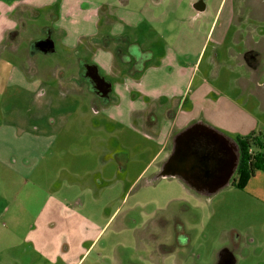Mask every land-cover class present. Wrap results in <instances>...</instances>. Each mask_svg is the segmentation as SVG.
<instances>
[{
	"label": "rangeland",
	"instance_id": "1",
	"mask_svg": "<svg viewBox=\"0 0 264 264\" xmlns=\"http://www.w3.org/2000/svg\"><path fill=\"white\" fill-rule=\"evenodd\" d=\"M74 1L82 8L99 6L94 35L104 48L99 64L97 48L86 54L79 49L75 56L76 51L57 48L34 52L33 59L22 55L21 83L10 79L17 76L14 69L0 71V247L22 246L0 254V261L25 258L28 246L35 245V264H50L48 257L58 264H264V169L247 170L243 182L236 173L210 196L176 178L155 179L156 164L150 161L161 143L125 110L142 93L137 79L153 71L151 79L159 75L158 83H169L182 69V80L194 77L190 89L200 84L210 90L206 103L194 107L205 111L211 101L227 97L252 116L236 119L234 108L224 103V113L213 115L217 129L235 138L234 130L246 121L264 140V59L249 69L239 55L246 42L241 39L252 32L263 35L258 44L264 47V0ZM51 4L57 11L59 0ZM228 5L233 11L226 26ZM38 19L29 27L41 26L44 19ZM34 28L31 34L43 38V29L39 34ZM138 47L151 58L132 53ZM79 55L86 56L83 70L96 64L111 83L107 94L84 73L78 75L70 58ZM3 56L14 64L20 60ZM37 64L42 69L31 74ZM134 65L142 67L125 69ZM75 76L82 85L77 93L66 82ZM39 81L43 84L33 93ZM158 124L167 126L163 118ZM257 150L264 154V145Z\"/></svg>",
	"mask_w": 264,
	"mask_h": 264
},
{
	"label": "crops",
	"instance_id": "2",
	"mask_svg": "<svg viewBox=\"0 0 264 264\" xmlns=\"http://www.w3.org/2000/svg\"><path fill=\"white\" fill-rule=\"evenodd\" d=\"M52 1L53 0H0V56L2 57V55L5 54L6 52L10 55L17 56L20 59L19 61H17V63L14 64L10 57L9 58L4 56L2 58L0 57V71L14 69L17 73V76L15 75L13 77L12 75H10L11 76L10 79H12V82L14 81L13 83L15 82L21 83L20 77L22 76L23 71H26L23 61H21L22 55H26V56L29 55V58L33 59L32 58L33 56L31 57L30 55H33L34 52H41L38 49H35L34 45L46 39H50L51 42L53 43L52 53L55 51V49L58 48L69 54L70 52L76 51V53L74 54L75 56L77 55V52H79V49L81 50L82 53L86 54V52L88 53L90 50L97 48L96 50L97 54H95V60H97L96 63L99 64L98 56L102 52L101 50L104 49L103 47H99L98 44L94 42V38L96 36L95 34H97L96 33L97 28L100 24L99 6L96 5L95 7L92 8H87V6H83L82 8L81 5L76 4L77 1L59 0L57 11H54L52 9L53 7L51 8ZM231 6L230 7L229 5L227 6V11L224 15V24L226 26L231 24L232 11H233ZM40 15L41 18L44 19L43 24L41 26L40 25L34 26L35 23H33L31 25V28L35 27L37 29V33L39 34L42 28L43 29L42 33L44 34L43 38H41L42 35L40 36L38 35L34 37V35L31 34V28L29 27V23H32L33 20L38 21ZM256 33L252 32L250 35H248V37L251 36L250 39L249 38L247 40L241 39V40H245L246 42L244 44L245 47L243 51L239 53V55L243 58L242 64L248 66L249 69H256V67L260 63V60L264 59L263 56L264 47L258 44L259 39H262L263 35ZM236 37L241 38L239 34H236ZM23 41H25V46L22 47L21 44L23 43ZM249 41L251 42L249 43ZM89 44L90 47H88ZM136 50L137 51H133L132 49L133 51L132 53H135L136 55H142V59H144L145 56L147 55L149 58H151V56L153 55L148 51H141L140 47H138ZM30 52L31 54H29ZM247 52L249 53L255 52L257 53V57L251 56L250 61L249 60L247 61V59H244V55ZM124 55L127 56V54ZM85 57L86 56L82 57L81 55H79L75 59L70 58V60H75L73 62H76L78 66L77 68L78 75L80 73L82 74L84 73L86 75V69L83 70V68L81 67V63L85 61ZM144 60L146 61L147 59ZM93 67L96 68L97 74L100 77H102L98 72L99 69L97 65L95 64ZM141 67L142 65L140 66L134 65L131 68L125 67V69L126 70L128 69V72L132 73L135 72L137 69H140ZM151 67H153V69H149V70L158 71V73L161 72L160 71L161 69L157 68V66H151ZM40 69L42 68L40 67L39 64L35 65L34 68H32L31 66V70H32L31 74L36 73V71H40ZM63 70L64 67L59 66V72H62ZM150 72L151 74L154 73L153 71ZM179 72L182 73V69H179ZM181 73H178L180 78L164 84H160L161 82L158 83L157 79L159 78V75H157V77H155L154 79H151L147 74L144 75L142 79H137L136 87L138 86L142 91V93L138 99H136L133 103L129 104L127 108H125L126 112L128 113V117L130 119L135 121L138 120L140 121L141 124L150 128V130L153 131L154 137L156 138L158 137L157 140H159L161 143V147L159 151L156 153L154 159L150 161L151 164H156L155 167L156 170H154L153 178L157 175V172L160 171L161 167L168 160V158L174 153L173 141L175 136L177 134H181L185 129L192 126L193 124H197V123L204 124L208 127L213 128L219 133H222L226 137L235 140V138H233L232 136H229L223 131L217 129L219 127L217 125L216 120L213 118V115L216 112L222 110L220 113H224V110H226L221 107L222 104L228 103L229 108H234V114L236 119L246 120L245 117L250 116V114L247 113L244 108L239 106L240 104L236 102L235 99H231L227 97H225L224 102L222 101V98H220L217 101H211L209 106L205 108V111L199 110L198 109L199 106L197 108L194 107L195 105H199L201 101H203V103H206V97L210 90H207L206 87L200 84L199 85L197 84L195 87L190 89V85H192L191 83H193V78H194L193 75L188 76L187 80L186 79L182 80L183 75ZM9 74H11V72H9ZM61 79H65V77H61ZM88 79L92 81L90 78ZM75 81L78 82L76 76L75 78L67 77L66 80V82L69 83V86H71V90L77 93L79 92V90H82L80 89L82 85L77 84ZM42 84L43 82L39 81L32 90V92L37 93L36 91L40 88V85ZM14 86L23 89L24 91V88L19 87L18 85H14ZM135 90L136 88L132 90V92L135 93L133 98H137L139 96V94L136 93ZM32 92L30 90L26 91V93L29 94H31ZM93 98L95 103L98 104L102 103V101H98L97 98L95 97ZM103 99L105 100L106 98ZM64 100L65 99L63 98L60 99V101H64ZM185 104L189 106V108L186 111L182 110V107ZM161 118L165 119V122L167 124L166 127H161L158 124L159 119ZM243 126H240L237 130L234 131L236 133H239V135H246L253 131L255 133L258 132L260 133V131H257L255 126H253L251 123L249 126H247V123L245 121V125ZM202 139L205 140L204 138ZM166 177L176 178L182 185L188 187L187 181L182 179V177L179 175H169ZM188 188L198 195L207 196L195 192L190 187ZM145 235L147 236V239L150 240L153 239V236L150 234V231ZM20 247H22L20 243L18 244L2 243L0 247V254H2L5 251L9 253V251L13 250L12 248L17 249ZM35 248H37V246L35 245L28 246V250L25 251V253L28 254L25 256V258L22 257L18 258V261L14 259L12 261H7V262L0 261V264L38 263L39 257H36L33 254ZM18 255L20 256V252L18 253ZM228 257L230 258L231 255ZM62 258L66 259L65 257ZM226 258L227 257H225L224 259ZM48 259L50 264H58L57 258L48 257ZM70 263L71 262L69 260V264ZM117 264H121V263L118 261Z\"/></svg>",
	"mask_w": 264,
	"mask_h": 264
},
{
	"label": "water",
	"instance_id": "3",
	"mask_svg": "<svg viewBox=\"0 0 264 264\" xmlns=\"http://www.w3.org/2000/svg\"><path fill=\"white\" fill-rule=\"evenodd\" d=\"M195 8H197L195 6ZM35 49L49 53L53 51L50 39L38 42ZM86 75L96 83L95 88L105 95L110 90V83L101 78L96 68L87 66ZM204 138V145L198 141ZM174 153L163 164L154 177L179 175L187 181V186L203 195H213L230 184V179L239 162V148L235 140L230 139L204 124H193L174 138ZM220 150L231 153V162L226 166L225 161L215 156V150L210 144H217Z\"/></svg>",
	"mask_w": 264,
	"mask_h": 264
},
{
	"label": "trees",
	"instance_id": "4",
	"mask_svg": "<svg viewBox=\"0 0 264 264\" xmlns=\"http://www.w3.org/2000/svg\"><path fill=\"white\" fill-rule=\"evenodd\" d=\"M235 141L239 148L237 173L242 175L241 182H243L249 175L247 170H249L250 174H253L256 168L264 169V154L257 150L263 147L264 140L261 133L253 131L246 135L236 136Z\"/></svg>",
	"mask_w": 264,
	"mask_h": 264
},
{
	"label": "flooded vegetation",
	"instance_id": "5",
	"mask_svg": "<svg viewBox=\"0 0 264 264\" xmlns=\"http://www.w3.org/2000/svg\"><path fill=\"white\" fill-rule=\"evenodd\" d=\"M128 50V49H127ZM124 54H126L125 52H124ZM122 55V56H120V58L121 57H124L125 55ZM252 54V55H251ZM257 57V53H255V52H251V53H249V52H247L245 55H244V59H247V61L249 60L250 61V57ZM254 60H255V58H254ZM103 79L104 80H106L104 77H103ZM92 84H94V86H96V83L92 80ZM198 143L202 146V145H204L205 143H204V140L203 139H201L200 138V140L198 141ZM210 148H212V147H214V148H212L213 150H215V156L216 157H220V158H222L224 161H225V163H226V166H228V162L230 163L231 162V153L229 152V151H227V150H220V148H219V146H218V143L217 144H214V145H212V144H210V146H209ZM237 168H238V166H237ZM237 168L235 169V171H234V173L232 174V176H231V179H230V183H231V181H234L235 180V175H236V173H237Z\"/></svg>",
	"mask_w": 264,
	"mask_h": 264
}]
</instances>
